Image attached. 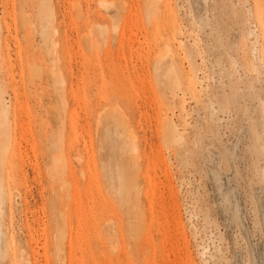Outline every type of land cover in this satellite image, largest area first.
Instances as JSON below:
<instances>
[{"label":"rangeland","instance_id":"rangeland-1","mask_svg":"<svg viewBox=\"0 0 264 264\" xmlns=\"http://www.w3.org/2000/svg\"><path fill=\"white\" fill-rule=\"evenodd\" d=\"M0 264H264V0H0Z\"/></svg>","mask_w":264,"mask_h":264},{"label":"bare ground","instance_id":"bare-ground-1","mask_svg":"<svg viewBox=\"0 0 264 264\" xmlns=\"http://www.w3.org/2000/svg\"><path fill=\"white\" fill-rule=\"evenodd\" d=\"M1 207H2V197H1V194H0V211H1Z\"/></svg>","mask_w":264,"mask_h":264}]
</instances>
